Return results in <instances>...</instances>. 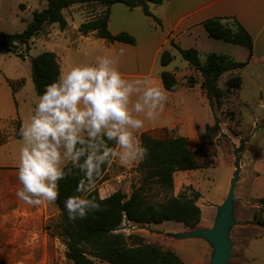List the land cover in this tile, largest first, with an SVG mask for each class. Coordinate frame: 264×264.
<instances>
[{
  "label": "rangeland",
  "instance_id": "obj_1",
  "mask_svg": "<svg viewBox=\"0 0 264 264\" xmlns=\"http://www.w3.org/2000/svg\"><path fill=\"white\" fill-rule=\"evenodd\" d=\"M16 1L0 0V31L9 35L20 34L25 31L32 21V11L47 8L45 0H40V4L39 1L35 2V0H22L30 8L28 13H24L26 6L19 8L15 3ZM81 8L87 17H92L98 11V7L95 5L82 6ZM65 15L67 20L71 21L68 10L65 11ZM80 19V17L77 18V21L80 22ZM45 29L55 34L60 28L58 26H46ZM49 39L51 41L52 37ZM35 44V42L32 43V45ZM50 44L44 43L45 46L47 45L46 47H49ZM60 45L62 50L68 51L71 59H74L77 65L91 64L93 63L92 60H96L100 55V51L95 46H89L86 42H80L79 48L76 50L68 38L63 37ZM40 48V46H35L31 48V51H27L24 47H19L18 52L23 55L30 53L29 58L31 59L41 53ZM263 52L262 44L258 43L255 61L250 66L233 72L234 76L241 78L242 85L240 90L228 95L222 101L221 108L216 107L215 101L209 102L213 109L209 107L208 103L204 105V99L198 88L194 90L181 89L180 92L176 93V97L170 98L175 106L180 101L182 110L185 113L191 112L192 115H195L198 123L204 125L211 123L210 126L214 128L216 135L213 139L205 142L206 150L200 159L202 163L207 164V167L197 170V172L177 173L174 179L176 186L174 185L172 190L162 189L155 185L147 186L144 189L146 202L154 205L163 204L183 192L189 194V187L201 192L199 187L202 183V189L207 191L208 196L212 198L209 202L206 195L197 203L203 207V211L207 210L213 213L212 227L205 228V224H200L196 230L214 227L219 214V207L223 206L228 195L222 196L225 193L223 190L225 191L228 185L230 189V179H233L237 161L240 162L241 177L242 165L248 166L264 146ZM238 58L241 56L237 55L236 59ZM30 59L26 57L21 59L6 53L2 49L0 50V68L8 73L14 72V75H20L26 79L25 88L17 95L19 117L16 121H19L20 124L22 121L23 125L29 122L39 97L35 91L33 79H31ZM175 68L178 69L180 76L185 75L188 71V63L178 57L177 61L168 68V71ZM230 77V74H225L219 81V87L225 89V81ZM215 118L219 121L218 128L214 127ZM11 128H13L16 136L19 129L18 124L6 125L4 129L0 130V142L9 138L12 133ZM200 141L202 142V139ZM21 146L22 140L20 139L18 142L15 141L12 147L14 150L16 149L17 157H19ZM139 171V165L123 168L114 164L108 167L97 186L100 197L106 199L118 191L129 197L133 190L142 186L143 180ZM14 181L18 180L15 178ZM240 184L241 181L239 180L236 184L234 202L232 203L233 224L228 233L231 256L227 264H264V214L255 206V202L250 203L246 199L243 192L240 191ZM15 193L16 191H13L8 200L0 201V264H72L66 258V247L63 240L54 230L60 220V212L55 202H44L40 206H30L19 200ZM140 230H143L144 233L137 234L134 232L133 234L124 233V235L139 236L145 243L158 245L164 250H171L185 264H212V256L215 252L207 239L202 237L182 239L179 237V235L190 233L195 229L168 222L156 228L141 227Z\"/></svg>",
  "mask_w": 264,
  "mask_h": 264
},
{
  "label": "trees",
  "instance_id": "obj_2",
  "mask_svg": "<svg viewBox=\"0 0 264 264\" xmlns=\"http://www.w3.org/2000/svg\"><path fill=\"white\" fill-rule=\"evenodd\" d=\"M47 8L35 10L32 13V21L25 31L20 34L9 35L0 31V47L7 53L13 54L21 59L27 55L18 52L19 47L27 51L31 49L32 40L37 37L46 26L57 24L60 30L68 28V22L64 11L75 5L92 6L101 8V12L84 22L79 33L87 36L94 33L98 38L107 40L108 43H124L136 45V39L122 32L113 35L108 28L110 9L113 5L122 4L131 10L141 8L143 13L160 24L149 10V4L161 5L165 0H144L141 6L138 0H45ZM230 23H232L230 25ZM234 25V27H232ZM204 27L209 36L216 40L241 46L253 51V38L250 33L236 20L230 18H213L205 21ZM175 47L182 59L189 63L191 68L198 74V78L188 76L186 78L187 88H194L200 83L209 102L215 101L216 107L221 108L222 101L240 90L242 81L233 72L244 69L248 62H236L229 55L208 54L202 60L199 51L194 49L182 50ZM174 60L169 50L163 51L160 63L163 67L169 66ZM31 61V72L37 95L43 93L44 88L52 83L60 72L57 55L53 52H43ZM225 74L230 78L225 81L224 88L219 87V81ZM232 74V75H231ZM164 88L169 92H177L181 88L174 73L164 71L161 74ZM8 83L13 92L16 93L25 81L16 80ZM213 109V106L211 107ZM19 129L20 122H17ZM219 127V121L215 118V126ZM19 129L16 138H20ZM214 128L207 125L205 132L200 135L201 147L191 150L187 139L180 136H173L167 130L152 131L141 135V143L147 147L148 156L144 162L139 164V172L142 175V186L132 191L127 197L118 191L109 197L101 198L98 191V184L101 182L105 171L96 181L94 188L88 193H78L77 185L82 178L78 169L65 166V178L59 181V195L55 204L60 212L59 223L55 232L63 240L66 247V258L72 264H185L180 257L171 250H164L158 245L145 243L139 236H125L119 232V228L127 220L136 224L162 225L173 222L182 224L186 228L195 229L201 223V208L198 201L201 198L200 192L189 187L188 193H181L172 197L160 205L146 202L144 189L149 185H155L162 189L172 190L174 188L175 175L179 172L196 171L207 167L200 161L206 150L205 142L213 139L216 133ZM3 142V141H2ZM0 142V144L2 143ZM81 196L93 198L100 205V211L90 212L86 218L70 221L64 208V201L70 196ZM259 210L264 214V198L257 203ZM261 223V222H259ZM262 225V224H261Z\"/></svg>",
  "mask_w": 264,
  "mask_h": 264
},
{
  "label": "crops",
  "instance_id": "obj_3",
  "mask_svg": "<svg viewBox=\"0 0 264 264\" xmlns=\"http://www.w3.org/2000/svg\"><path fill=\"white\" fill-rule=\"evenodd\" d=\"M36 1H39L40 4V0H35V2ZM15 3L19 8L26 6L23 11L24 13L29 12V6L22 2V0H17ZM82 6L87 7L85 5H75L68 9L71 21L66 18L68 22L67 30L61 31L59 29L58 32L56 31L54 34L45 29L46 31L43 30L32 40L31 48L40 46L41 53L47 51L55 53L57 55L60 70L63 69L67 71L71 67L76 66L77 63H75L74 59H71L68 51L62 50L60 43L63 37L68 38L70 44L76 48V50L79 48L78 45L80 42H86L89 46H95L97 50L100 51L98 57H112L116 61V67L126 79H147L151 84L160 87L168 98L164 110L157 120L150 123L146 122L144 128L137 133L139 140L143 133L167 130L173 136L186 138L190 149L196 150L201 147L200 135L205 132L207 125H211V123L206 125L200 124L197 122L195 115H192L191 112L185 113L181 108L182 104L180 101L176 106L170 101V98H174L177 92L187 88L185 82L186 76L198 78L197 72L191 68L189 63L188 71L185 75L180 76L176 68L172 71H168V68L177 61L178 57L182 59L179 51L173 47L172 44L178 46L182 50L194 49L199 51L202 60L206 55L211 53L229 55L234 60H237L236 62H248L247 66H250V64L255 61V52L258 43L262 44L264 51V0H165L161 5L149 4V10L159 19L161 22L160 24H157L152 18L146 16L141 8L131 10L122 4L113 5L109 14V31L113 35L122 32L132 35L136 39V45L134 46L119 42L108 43L107 40L98 38L94 33L87 36L81 35L78 31L80 26L84 22L96 17L102 11L101 8L98 7V11L95 12V15L87 17L81 8ZM33 12L34 11H32V13ZM79 17L81 18L80 22L77 21ZM213 18H230L240 23L253 38L252 55L250 51L244 47L211 38L204 27V23ZM51 26L55 27L58 25L54 24ZM47 31L48 33H46ZM50 37H52L51 41L49 39ZM33 42L36 44L32 45ZM44 43H48L50 46L46 47L47 45L45 46ZM1 49L4 50L0 47V50ZM165 50H169L174 57L173 62L167 67H163L160 63L161 54ZM237 55L241 56V58L236 59ZM26 58L30 59L29 55H27ZM72 61H74V63H72ZM92 62L94 63L95 59L92 60ZM164 71L176 75L179 80L178 82L181 83L179 91L169 92L164 88L161 79V74ZM14 74V72L8 73L0 68V130L4 129L6 125H14L18 122L16 121L19 117L17 95L25 88L26 79L20 75ZM22 79L25 81L24 85L18 88L17 92L14 93L8 80L18 81ZM197 88L200 90L201 96L204 99L203 104L205 105V103H208L209 107H211L205 93L201 89L200 83L192 89H187L194 90ZM22 125L23 123L21 121L20 126ZM11 130L12 133L9 138H6L5 141L0 144V201L8 200L13 191H17V189L21 187L18 181H14L15 178L17 180L18 162L15 163V161L18 160V157L16 155V149L14 150L12 148L15 141L18 142L21 138H16L13 128H11ZM9 160H11V162H8ZM242 167L240 191L243 192V195L250 203L253 201L256 203L255 206L260 208L257 203L260 199L264 198V146L253 160H251L248 166L243 164ZM231 180L232 179H230V181ZM230 181L228 182L229 184ZM174 185L176 186V180H174ZM228 186L225 188V191L223 190L225 193L222 196L228 194ZM199 188H201V192L197 190L201 194V199L199 200H202V198L207 195V201L211 202L210 200L212 197L208 196L209 193L202 189V183ZM198 205L200 206L199 203ZM200 208L202 212L200 224H205V228H211L213 213L207 210L203 211V207L201 206ZM140 226L143 228H156L161 225L142 224ZM136 233L139 234L144 232L143 230H138Z\"/></svg>",
  "mask_w": 264,
  "mask_h": 264
},
{
  "label": "clouds",
  "instance_id": "obj_4",
  "mask_svg": "<svg viewBox=\"0 0 264 264\" xmlns=\"http://www.w3.org/2000/svg\"><path fill=\"white\" fill-rule=\"evenodd\" d=\"M167 99L147 79H126L109 56L61 69L19 129L16 197L30 206L55 202L69 164L82 174L78 193L90 192L105 167L141 164L148 149L137 133L159 118ZM64 208L70 221L101 210L79 195L65 199Z\"/></svg>",
  "mask_w": 264,
  "mask_h": 264
},
{
  "label": "water",
  "instance_id": "obj_5",
  "mask_svg": "<svg viewBox=\"0 0 264 264\" xmlns=\"http://www.w3.org/2000/svg\"><path fill=\"white\" fill-rule=\"evenodd\" d=\"M144 0H138V5ZM236 170L233 174V179L231 180V186L227 195V198L223 206L219 207V214L215 221V225L212 229H199L192 230L190 233H185L179 235L182 239L202 237L207 239L214 249V254L212 256V264H227L231 256V244L229 242V231L233 224L232 210L234 202V194L236 184L240 180L241 166L239 160L237 161Z\"/></svg>",
  "mask_w": 264,
  "mask_h": 264
},
{
  "label": "built area",
  "instance_id": "obj_6",
  "mask_svg": "<svg viewBox=\"0 0 264 264\" xmlns=\"http://www.w3.org/2000/svg\"><path fill=\"white\" fill-rule=\"evenodd\" d=\"M140 225H142V224L133 223V222L127 220L126 217H124V221L119 228V232L128 233V234L132 233L133 234L134 232L136 233V231L141 229L142 226H140Z\"/></svg>",
  "mask_w": 264,
  "mask_h": 264
}]
</instances>
